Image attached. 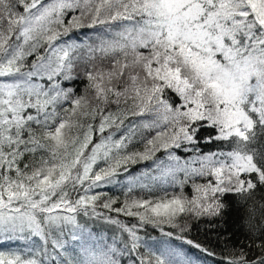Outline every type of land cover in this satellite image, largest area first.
Returning <instances> with one entry per match:
<instances>
[{
	"label": "snow or ice",
	"instance_id": "6c2138e0",
	"mask_svg": "<svg viewBox=\"0 0 264 264\" xmlns=\"http://www.w3.org/2000/svg\"><path fill=\"white\" fill-rule=\"evenodd\" d=\"M0 239L264 264V0H0Z\"/></svg>",
	"mask_w": 264,
	"mask_h": 264
},
{
	"label": "rangeland",
	"instance_id": "374dc122",
	"mask_svg": "<svg viewBox=\"0 0 264 264\" xmlns=\"http://www.w3.org/2000/svg\"><path fill=\"white\" fill-rule=\"evenodd\" d=\"M152 235H158V233L153 232ZM22 247H23L22 242H5L4 241L0 243V248H2L3 250H8V249L18 250Z\"/></svg>",
	"mask_w": 264,
	"mask_h": 264
},
{
	"label": "trees",
	"instance_id": "16d2710c",
	"mask_svg": "<svg viewBox=\"0 0 264 264\" xmlns=\"http://www.w3.org/2000/svg\"><path fill=\"white\" fill-rule=\"evenodd\" d=\"M181 155H183V154H181ZM140 167H142V166H135V168H134L133 170L135 171V170L139 169ZM193 235H198L200 239H204V237H205V230H204V227L202 226V227H201V230L199 231V233L194 232ZM210 238L213 240V243L216 242V238H215L214 235H211ZM1 242H4V240H3V239H0V243H1ZM221 246H222V245H221Z\"/></svg>",
	"mask_w": 264,
	"mask_h": 264
}]
</instances>
